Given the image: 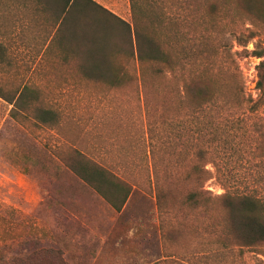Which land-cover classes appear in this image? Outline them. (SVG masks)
<instances>
[{"label":"rangeland","instance_id":"1","mask_svg":"<svg viewBox=\"0 0 264 264\" xmlns=\"http://www.w3.org/2000/svg\"><path fill=\"white\" fill-rule=\"evenodd\" d=\"M93 1L132 25L129 0ZM172 1L178 4L143 0L144 18L139 14L143 28L149 32L153 14L172 15L180 40L193 48L202 37L195 24L201 12L192 14L194 8L191 2L187 5L188 0ZM212 2L220 10H230L229 17L236 9L235 0ZM33 3L3 0L0 6V87L4 91L27 87L33 95L26 115L19 112L15 119L9 115L11 106L0 99V264L30 263L27 256L33 251L48 252L47 260L37 264H212V204L218 203L209 199L211 217H204L198 210L179 205L188 190H194L193 182H183L179 195L165 182L196 160L195 117H175L171 110L161 115V109H152L150 102L147 107L143 104L142 89L144 85L150 89L153 79L144 67L146 82L141 83L137 63L128 53L125 27L103 20L95 23L80 13L70 21L72 29L65 37L63 25L58 27L52 21L55 16L37 11ZM229 17L221 33L227 39L223 50L231 48L233 53L242 48L229 33L237 28L238 17ZM257 31L259 37L247 44V51L255 45L264 47V27ZM164 32L168 38L169 30ZM232 60V65L223 66L227 71L222 69L220 89L224 92L234 86L232 73L237 69L245 95L255 98V67L263 59ZM89 71L122 75L123 80L120 85H109L86 77ZM162 100L157 97L153 103L160 107ZM217 107L219 112L213 113L212 120L219 127L220 138L230 140L226 113ZM34 109L55 113V122L39 123ZM175 134L182 135V151H166V143ZM156 144L160 150L151 159L149 150ZM71 151L81 152L82 158L71 156ZM208 152L206 169L211 174L204 189L211 197L225 192L212 160L225 172L239 169L242 176L252 169L254 176L249 181L255 179L261 151L254 155L248 151ZM70 157L86 160L88 166L103 168L133 186L135 193L120 212L68 169ZM153 175L155 183L163 182V188L176 195L165 197L163 210L156 206ZM245 183L239 181L238 186ZM243 258L246 264L264 260L250 252Z\"/></svg>","mask_w":264,"mask_h":264},{"label":"trees","instance_id":"2","mask_svg":"<svg viewBox=\"0 0 264 264\" xmlns=\"http://www.w3.org/2000/svg\"><path fill=\"white\" fill-rule=\"evenodd\" d=\"M142 1L129 0L132 13L131 26L93 0H34L33 4L37 11L41 10L47 16H55L52 21H57L58 27L63 25L62 33L65 37L68 30L72 29L70 21L80 13L92 17L95 23L103 20L108 24L118 23L126 28L125 42L129 46V56L137 63L141 83L146 82L144 67H147L148 76L153 79L150 89H146L145 85L142 89L143 104L147 107L150 102L153 105L152 109L156 111L161 109V115L171 110L175 113L173 115L175 117H195L193 119L197 126L194 130L197 146L193 151H197L196 160L186 171L179 172L165 182L170 187L176 188L177 195L180 194L178 189L183 182H193L194 190H188L183 199H180L179 205L198 210L204 217H211V210L207 204L209 199H212V203H218V205L212 204V238L215 244L212 249V264H229L228 258L231 259L230 264H246L243 256L247 252L260 255L264 259V47L255 45L252 51L246 49L252 39L259 37L257 28L264 27V0H235L236 9L230 17L226 16L230 10H220L212 0L186 1L188 6L191 2L194 8L191 11L192 14L201 12L195 24L201 28L202 37L200 41L195 42L193 48L186 47L180 40L178 31L175 29L176 17L172 15L161 17L153 14L152 19L149 20L151 28L149 32H146L142 25L143 20L139 17V14L142 16L144 14ZM171 3L175 6L178 1L171 0ZM1 5L3 0H0ZM235 14L239 23L237 28L230 29L229 33L242 50L231 53V48L227 52L223 50L227 39H224L225 36H222L221 31L225 26L224 20L227 17L235 19ZM164 30H169L168 38ZM65 37L61 38L62 42L66 40ZM70 38H72L71 32ZM262 42L264 43V39ZM233 57L263 59L255 67L257 77L255 98L245 95L242 77L237 69L232 73L234 86L226 88L224 92L220 89L218 82L224 73L223 70L227 71L223 69V66L227 63L232 65ZM1 58L0 48V61ZM95 63L99 66V61ZM85 76L114 86L120 85L123 80L122 75H99L90 71L86 72ZM168 82H173L172 84L175 85L170 86L173 90H170ZM31 92L27 87L8 91L0 87V99L11 106L9 111L11 118L15 119L19 112L26 115L30 106L29 97L33 96ZM157 97L163 99L160 101L163 105H159L160 107L153 103ZM217 106L224 109L226 113L225 127L230 131V140L220 138L221 134L217 130L219 127L215 126L212 120L213 113L219 112ZM33 115L41 124L56 120V114L49 110L34 109ZM175 135L174 139L166 143L165 147L169 148L166 151H182L184 144L181 141L182 135ZM178 146L181 148L178 149ZM158 147L157 144L151 146L149 150L151 159L155 157L154 151L160 150ZM208 151H234L235 153L248 151L250 155H254L255 151H261L258 156L259 170L255 179L249 181L250 176H254L252 169L250 173L242 176L239 169L225 172L217 162L212 160V168L216 174H219L220 182L225 183L223 185L225 192L211 197L204 189L211 174L206 169V159L210 155ZM71 153L73 157L82 158L83 156L79 151H71ZM241 161H238V164ZM88 164L86 160L75 161L70 157L66 166L116 212H120L135 193L133 186L121 179H116L103 168L90 167ZM178 164L180 165L179 162ZM242 165L244 166V163ZM152 180L156 185L154 186L156 206L163 210L165 197L171 198L176 195L171 189L167 191L163 188L161 185L163 182L155 183L154 175ZM242 180L246 183L239 187L238 183ZM175 197L173 198L176 199ZM171 210L172 208L168 210V213ZM47 256V251H33L27 256L30 263L23 264H37L36 261L47 260ZM259 262L264 264V260ZM39 263L43 264V262Z\"/></svg>","mask_w":264,"mask_h":264}]
</instances>
